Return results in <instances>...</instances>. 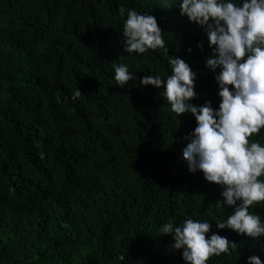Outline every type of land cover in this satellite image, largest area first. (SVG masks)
<instances>
[{
    "label": "trees",
    "instance_id": "trees-1",
    "mask_svg": "<svg viewBox=\"0 0 264 264\" xmlns=\"http://www.w3.org/2000/svg\"><path fill=\"white\" fill-rule=\"evenodd\" d=\"M121 6L155 16L167 51L129 56ZM211 54L176 0H0V264H185L159 228L189 217L237 244L207 264H264V239L216 229L232 209L182 160L194 117L177 119L163 89L138 87L180 57L197 73L192 102L218 108ZM121 63L138 77L123 89ZM249 140L264 145V129ZM250 212L264 222V202Z\"/></svg>",
    "mask_w": 264,
    "mask_h": 264
},
{
    "label": "clouds",
    "instance_id": "clouds-1",
    "mask_svg": "<svg viewBox=\"0 0 264 264\" xmlns=\"http://www.w3.org/2000/svg\"><path fill=\"white\" fill-rule=\"evenodd\" d=\"M180 15L205 29L212 54L204 67L214 73L220 103L214 108L205 101L202 106L192 101L197 73L180 57H169L170 75H144L139 86L163 89L160 96L178 119L190 113L196 126L182 150V160L191 174L201 173L209 184L219 186L222 201L217 205L231 208V214L216 222L217 230H230L256 242L264 239V222L250 208L264 202V145L249 138L264 129V0H176ZM124 20V51L141 56L150 50L165 49L163 32L157 19L135 9L119 8ZM203 53V42L197 44ZM187 52L191 54L192 48ZM133 54H135L133 56ZM114 81L123 89L137 81L126 63L113 64ZM81 95L77 90L72 99ZM175 218L163 223L159 232L170 235L171 247L182 251L185 264H207L210 257L231 255L237 244L218 232H212L209 220L191 217L175 224ZM247 264H262L250 256Z\"/></svg>",
    "mask_w": 264,
    "mask_h": 264
}]
</instances>
